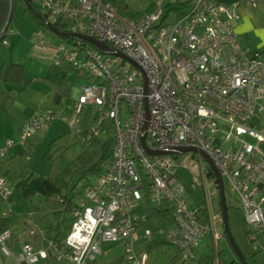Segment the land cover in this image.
<instances>
[{"label": "built area", "instance_id": "obj_1", "mask_svg": "<svg viewBox=\"0 0 264 264\" xmlns=\"http://www.w3.org/2000/svg\"><path fill=\"white\" fill-rule=\"evenodd\" d=\"M35 1L52 22L59 19L68 31L107 42L139 66L76 35L74 40L53 39L39 30L32 36L31 55L72 67L85 78L67 106L70 132L89 143L105 136L111 122L115 145L103 170L77 191L63 237L47 239L40 247L23 242L13 261L150 264L149 242L160 236L185 259H196L208 238L209 250L217 253L218 242H228L222 212L213 209L210 198L202 205L189 202L186 186L175 174L178 165L190 167L194 187L210 185L212 197L218 195L216 176H208L211 166L202 150L220 169L225 187L227 180L240 195L246 235L264 252V126L257 120L264 110V51L242 45L235 30L242 2L257 6L262 0H155L151 9L138 13L126 0ZM3 34L4 29L0 43L8 45ZM55 117L50 110L28 117L19 139L0 143V159ZM144 131L152 149L197 150L150 154L142 141ZM11 192V180L0 174L1 196ZM150 203L173 211L168 229L149 214ZM36 230L29 227L30 233ZM10 234L9 229L0 234V248L8 255ZM140 240L144 247L137 246ZM118 245L121 252L104 263L99 260Z\"/></svg>", "mask_w": 264, "mask_h": 264}, {"label": "rangeland", "instance_id": "obj_2", "mask_svg": "<svg viewBox=\"0 0 264 264\" xmlns=\"http://www.w3.org/2000/svg\"><path fill=\"white\" fill-rule=\"evenodd\" d=\"M129 4V7L133 9L135 12H144L147 9H151L152 5L155 0H126ZM124 2V1H123ZM24 6V5H23ZM18 10V9H17ZM22 13V10L19 9ZM19 12V11H17ZM22 16V15H21ZM24 21L19 18V13L16 18L11 22L9 29L7 31V35L9 36V44L4 45L0 43V65L3 61L7 59H21L26 63V76L35 79L36 83L35 86L40 89H50L51 86L48 84L49 77L53 74V79H57V74L53 72L52 61L49 58H41L35 57L31 55V38L34 35L37 26L35 23L31 22L30 24L23 23ZM16 23V24H15ZM32 24V25H31ZM17 27V29H15ZM43 34L53 39H59L60 37L54 34L50 30L40 29ZM105 57H110L106 54ZM3 65V64H2ZM1 65V67H2ZM24 65V64H23ZM0 67V70H1ZM61 68V67H58ZM70 73H73L70 75ZM70 79L69 82L71 84V92L70 95L66 96V100L70 98H75L80 92V86L85 78L72 69L69 72ZM25 84V83H24ZM3 88L2 83L0 82V90ZM11 94L5 96L1 101V107L4 109V112L7 113L8 118L7 120L11 123H7L10 126L6 128H2L3 130L0 132V136L2 138H20V127H16L14 123H16V115H18L17 110L12 107L11 105ZM31 109V108H29ZM59 117L54 119V122L58 120ZM1 119V118H0ZM19 119V118H18ZM17 119V120H18ZM122 119H124V115L122 114ZM62 120V119H59ZM7 121V122H8ZM62 123L58 126L60 131H66L69 129L67 122L61 121ZM67 124V125H66ZM23 128V127H22ZM40 132V131H39ZM38 133V132H37ZM35 133V134H37ZM41 133V132H40ZM67 133V134H66ZM63 138L59 139L55 144H47L46 142L39 146V149L36 151V155H34L33 160L28 163L29 170H34L35 174H40L49 176V179H54V183L60 188L59 193H54L56 199L58 195L63 193L65 190L61 188L56 180L58 175L63 171L65 167L71 166L72 161L76 160V158L84 153L85 155L91 152V146L88 142H83L79 138L72 137V133L67 131ZM34 134V135H35ZM33 137V136H32ZM49 141V140H48ZM44 154V155H43ZM51 154V158H46L45 155ZM184 154L179 156V159L183 157ZM43 156V157H42ZM27 161V159H26ZM206 164H209L206 159H204ZM175 174L182 180L185 184L187 189V200L193 204H204L206 200L210 198L211 206L214 210H219L222 212L220 196L215 195L212 197L210 194V190H212L211 186L200 185L194 187L193 185V171L190 167H186L183 165H178L175 169ZM95 179V178H93ZM83 181V180H82ZM82 183L77 185V191L82 190ZM41 194H37L35 199L37 203H40L43 200ZM44 199V198H43ZM226 200L228 204V214H229V224L232 230L233 236L240 246L242 252L244 253L248 264H264V252L260 249L259 245L256 242L250 240L246 235V226L244 223V213H243V206L242 200L240 195L232 189L229 185L228 181L226 180ZM1 202V201H0ZM21 203V202H19ZM43 207L36 206V210L41 211L38 213L41 216H44L47 221L50 220H57L59 222L58 229L61 232H64L66 229V225H68L72 221V213L71 211H67L63 205H60L55 199L49 200L45 199L43 202ZM30 205L26 202L21 206L18 207L20 212H24L25 214L29 213ZM22 209V210H20ZM35 209V208H33ZM57 212L60 213L59 217L57 216ZM206 240H209L206 239ZM227 241L225 240V243ZM209 243L211 241L209 240ZM220 245L223 244V241L220 240L218 242ZM144 240H140L137 242V246L144 247ZM1 247V244H0ZM203 247L199 245V248ZM211 247V245H210ZM227 250V264H236L232 261L235 259V255L232 251V247L230 246L229 242L225 245ZM0 248V252H1ZM122 246L118 245L116 248H111L105 254L99 256V260L103 263L106 260H110L114 257L115 253L121 252ZM178 249L169 243L162 244L158 247H154L153 249L149 250L150 253V264H197V259H185L183 257L175 259L174 257L177 255ZM69 263V262H64ZM71 264V263H70Z\"/></svg>", "mask_w": 264, "mask_h": 264}, {"label": "crops", "instance_id": "obj_3", "mask_svg": "<svg viewBox=\"0 0 264 264\" xmlns=\"http://www.w3.org/2000/svg\"><path fill=\"white\" fill-rule=\"evenodd\" d=\"M19 9L22 10V13ZM23 9V3H20L18 6L19 18L24 21V25L27 23L30 24L31 22L27 21L23 15ZM240 11L241 17L235 22V30L239 36L241 44L264 51V0H262L257 6H254L249 1H243L240 6ZM35 27V32L40 30L37 26ZM15 29H17V27ZM7 37L9 38L8 35ZM6 62L24 64L26 70V63L21 59H11V61L10 59H7L6 61H3L1 65ZM52 65L55 66L53 63ZM65 68L66 67L54 69V67H52L53 72L57 74V79L54 80L52 74L47 81L51 87L46 90L36 87L35 79L32 80L30 84H24V82H11L6 81L4 78H0V82L3 86L0 90V132L3 130L2 128H6L7 123H11L10 120H7V113H5L4 109L1 107L2 99L10 94L12 99L11 105L18 112L15 120L17 122L14 124L16 127H20V130H22L27 118L39 110L54 111L56 117H59L56 122H54L56 117L50 121L47 127L40 131L41 133L38 132L33 135V137L31 136L25 144L17 143L9 147L7 149L6 157L0 159V174L8 176L12 183V192L8 197L4 198L0 194V215L10 216L12 219L9 228L11 234L6 241L12 254L8 255L3 251L0 252V259L3 264H16L13 261V255L20 252L23 242H31L34 246L40 247L47 243V239L63 237L68 229L66 225L65 231L61 232L58 229L59 222L57 220L54 219L47 221L44 216L38 214L41 211L36 210V206L43 207L44 200L48 199L51 193H59L60 188L56 184H53L54 179H49V176L45 177L44 175L35 174L34 170H29L28 168V163L33 160V156L36 155V151L42 143L44 144L46 142L47 144H55V142L63 138L67 131L69 132V129L64 132L60 131L58 126L62 123V120L66 122L65 116L67 106L72 101V98L66 100L67 97H63L60 102L54 100L56 81L65 73ZM71 74L73 73H70V75ZM70 75H68L69 79ZM262 103L264 104V99L262 100ZM257 120L264 126V110L258 116ZM8 126L10 125L7 124V127ZM71 135L72 137L74 136L73 134ZM5 139L6 138L0 136V143L4 144ZM50 155L51 154L45 156L46 158H51ZM37 194H41L42 199L40 200L43 201L36 205V201L38 200H36L35 197ZM25 202L26 206L27 204L30 205V207H27L29 208L28 214L18 211V207H21ZM30 226L36 227L37 230L35 233H30ZM226 244L227 242L225 243V241H223L222 245L224 247ZM202 245L203 247L206 246V248L203 249L202 247H198L199 254L198 257H196L197 260L202 252L209 250V246H207L208 241L206 239L200 244V246Z\"/></svg>", "mask_w": 264, "mask_h": 264}, {"label": "trees", "instance_id": "obj_4", "mask_svg": "<svg viewBox=\"0 0 264 264\" xmlns=\"http://www.w3.org/2000/svg\"><path fill=\"white\" fill-rule=\"evenodd\" d=\"M31 2L34 7L40 10L46 17L49 16L47 12L41 9V7L35 0H31ZM20 3H23L24 5L23 15L25 16L26 20L35 23L38 28L50 30L61 38L69 40H74L76 38V36L73 35L63 36L54 32L47 25V23L40 16H38L36 11L28 6L26 2H24V0H0V32H2L7 20L9 19L8 25L6 29H4L3 38L7 37L9 26L18 15L17 9ZM119 7L122 12L125 11V6L123 4H119ZM54 24L61 30H68L66 28V23L62 22L59 19L55 20ZM58 67L59 66H54V69H59ZM72 69V67H66L65 73L56 81V92L54 96V100L56 102H60L63 97L70 95L71 84L69 82L68 75ZM0 78H4L6 81L11 82H24L25 84H30L33 80V78H28L26 76L23 64L13 62H6L2 65L0 70ZM105 127H107V134H105V136L94 138L93 140H91V142H89V145L92 148L91 152L87 155H85L84 153L80 154L76 158V160L72 161L71 166L65 167L57 177V184L65 191L58 195L57 199L55 197L57 195L51 193L48 199H55L60 205H63L67 211H70L71 204L77 194V185L83 182L81 185L83 186L93 181V178H95L103 170V164L108 163L111 160L115 145V135L111 122H107ZM208 176H214L211 168L208 171ZM61 198L63 200H61ZM147 210L150 215L157 216L160 219L161 224L164 225L166 229H168L172 224L173 211L170 208H158L150 203ZM59 215L60 213L57 212L58 217ZM11 222L12 219L10 216L0 215V234L10 228ZM71 222L67 225V228L70 227ZM165 243L167 242L164 236L157 237L155 240L149 242L148 249L151 250L154 247H158ZM232 251L235 255V259L232 262L236 264H242L241 261H239V258L236 255L235 251L233 249ZM180 257H182V253L178 249L177 255L174 258L177 259ZM227 263V250L223 245H219L217 253L215 252L214 248L202 252L197 260V264Z\"/></svg>", "mask_w": 264, "mask_h": 264}, {"label": "water", "instance_id": "obj_5", "mask_svg": "<svg viewBox=\"0 0 264 264\" xmlns=\"http://www.w3.org/2000/svg\"><path fill=\"white\" fill-rule=\"evenodd\" d=\"M24 2H26L28 4V6L33 8L36 11V13L38 14V16H40L47 23V25L57 34H60L63 36L76 35V36L82 37L83 39H85L86 41L96 45L97 47H99L100 49H102L106 53L120 54V55L125 56L126 58L131 59L125 53H123L121 51L113 50L107 42L100 40L93 35H90L87 33H82V32H73V31L59 29L54 24V22H52L40 10H38L34 7L31 0H24ZM10 14H11V12H10ZM8 22H9V19L6 22L4 29H6ZM131 60L135 65L139 66V64L135 60H133V59H131ZM145 127H146V125H145ZM142 141H143L144 146L146 147V150L150 154L184 152V151L190 150V149L197 150V147H195V146H191V147L190 146H180V147H170V148H166V149H152L146 143L145 131L142 135ZM202 154L204 155V157L208 161V163L211 166L213 173L217 179L221 208H222V216H223V220H224V230H225V234H226V237L228 239V242H229L230 246L232 247V249L235 251L236 255L238 256L239 261H241L242 264H248L246 257L244 255V253L242 252L240 246L237 244V242L233 236L232 230L230 228L229 214H228L229 207H228L227 200H226V187H225V182H224V178L222 176V173H221L220 169L218 168V166L215 164L214 160L205 151L202 150Z\"/></svg>", "mask_w": 264, "mask_h": 264}]
</instances>
